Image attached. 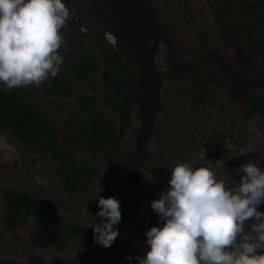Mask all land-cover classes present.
<instances>
[{"label": "rangeland", "instance_id": "obj_1", "mask_svg": "<svg viewBox=\"0 0 264 264\" xmlns=\"http://www.w3.org/2000/svg\"><path fill=\"white\" fill-rule=\"evenodd\" d=\"M115 1L120 6L113 12L110 0H87L79 10L69 11L61 32L66 60L82 48L68 36L70 27L78 24L83 30L102 33L122 51V64L136 71L137 87L123 92L128 99L125 114L117 116L100 99L102 109L119 123L118 143L125 151L122 172L114 180L106 163H101V178L84 195H74L63 189L56 173L57 160L51 154L30 149L11 129H0V210L5 213L3 188L10 185L51 204L70 222L90 225L101 218L87 211V201L99 195L112 196L119 200L122 213L116 225L117 239L146 252V237L137 234L136 224L145 226L151 217L155 225L159 223L150 202L167 186L175 163L207 166L226 183L239 181L235 169L241 163L251 161L264 167V118L233 128L224 126L240 115L250 92H264V56L251 54L244 39L221 26L212 0ZM115 15L121 17L120 26L112 19ZM225 19L261 23L256 13L246 10L232 12ZM256 31L260 36L259 27ZM106 68L97 75L100 81ZM196 71L223 98L225 109L216 100L200 102L188 92L187 83ZM49 80L29 87L40 91L34 101L48 111L44 99L49 94L43 87ZM51 97L72 108L80 107L77 93ZM49 114L60 126L68 117L53 110ZM119 186L134 194V204L124 205ZM259 209L264 211V204ZM2 230L5 241L0 240V264H131L89 237L74 239L65 249L57 250L50 231L34 220L16 229L3 224Z\"/></svg>", "mask_w": 264, "mask_h": 264}, {"label": "trees", "instance_id": "obj_2", "mask_svg": "<svg viewBox=\"0 0 264 264\" xmlns=\"http://www.w3.org/2000/svg\"><path fill=\"white\" fill-rule=\"evenodd\" d=\"M63 2L70 10L81 5L83 0ZM212 2L221 26L244 39L251 54L264 56V0H212ZM245 10L256 13L261 23L253 25L251 22L239 24L231 20L226 21L225 16ZM258 27L261 31L260 36L256 31ZM69 34L71 38L82 43L88 42L90 45L74 54L70 61L63 58L58 75L50 78L49 83L43 87L45 93L49 94L44 99V106L57 112H65L68 116L63 123L65 127L63 133L57 122L49 115H45L42 107L35 103L34 97L40 95L38 89L29 90L30 85L8 90L2 83H0V129H11L30 149L36 147L41 154H51L58 161L56 173L63 189L81 196L102 176L101 166L96 163L99 159L102 158L106 162L108 171L114 178L122 167L118 154L123 153L124 149L123 145L118 143L119 129L115 119L101 109L98 93L103 92L105 103L117 113H122L125 110V96L115 91L135 87L137 77L132 67H110L106 72V80L100 81L95 74L106 64H118L122 58L121 51L96 32L86 36L78 29L71 28ZM58 53L60 55L65 53L63 43ZM82 84L85 85V89L79 90ZM187 85L190 87L186 88L188 92L193 93L198 101L216 100L219 107L225 109L223 98L202 73L198 71L193 73ZM76 93L79 95L84 117L72 107L50 98V94L73 96ZM261 118H264V92L257 90L246 96L240 115L232 117L231 123L226 121L224 126L233 128L240 123L250 124ZM78 152L87 154L89 158L80 160L77 157ZM119 193L121 196L127 195L123 187H120ZM3 196L6 209L5 213L0 210L1 241H5L3 224L16 229L28 225L30 219L41 228L50 231L52 242L58 250L64 249L76 237L87 236L94 240L91 225L67 223L54 207L37 202L27 191L6 185L3 188ZM128 197L132 200V196ZM97 199L93 197L86 204L87 211L94 215L99 211ZM152 226L151 221L147 229ZM145 231L143 228L141 233L145 235ZM103 248L123 258L145 254L136 248L127 247L117 239L110 247ZM129 262L135 264V260Z\"/></svg>", "mask_w": 264, "mask_h": 264}, {"label": "clouds", "instance_id": "obj_3", "mask_svg": "<svg viewBox=\"0 0 264 264\" xmlns=\"http://www.w3.org/2000/svg\"><path fill=\"white\" fill-rule=\"evenodd\" d=\"M69 19L63 0H0V83L6 89L40 85L58 75L61 29ZM259 135V133H257ZM167 186L150 202L159 223L145 231L148 250L127 256L135 264H264V167L241 163L239 181L217 179L207 166L177 162ZM90 223L107 248L122 219L117 198L97 199ZM246 225L250 230L246 231Z\"/></svg>", "mask_w": 264, "mask_h": 264}, {"label": "flooded vegetation", "instance_id": "obj_4", "mask_svg": "<svg viewBox=\"0 0 264 264\" xmlns=\"http://www.w3.org/2000/svg\"><path fill=\"white\" fill-rule=\"evenodd\" d=\"M86 1L87 0H83V3L81 4V5H79V6H74V7H72L69 11H72V10H74V9H76V10H79L80 8H82L83 6H84V4L86 3ZM109 4H110V11H113V12H116V10L119 8V4L115 1V0H110V2H109ZM134 6V2H132V6H131V8ZM123 7L125 8V6L123 5ZM112 19L114 20V22L118 25V26H120L121 24H122V22H120V21H118V19L119 20H121V17L120 18H118L117 17V15H115V16H113L112 17ZM71 28H76V29H78L80 32H82V33H84L86 36H88L89 34H91L92 32H96V33H98L99 35H101L106 41H108V43H110V44H112V42H110L102 33H100L99 31H97V30H83L81 27H79V25L77 24L76 26L74 25V26H71L70 27V29ZM121 28H124V24L121 26ZM70 29L68 30V36H69V38L70 39H72L73 41H77L78 43H80L81 45H82V48H84L85 46H89L90 44L88 43V42H86V43H82V42H80V41H78L77 39H75V38H71L70 37V34H69V31H70ZM63 45H64V43H63ZM112 45H114V44H112ZM117 49H119L116 45H114ZM64 47H65V45H64ZM81 48V49H82ZM80 49V50H81ZM79 50V51H80ZM120 50V49H119ZM65 51H66V47H65ZM78 51V52H79ZM121 51V50H120ZM77 52V53H78ZM121 53H122V51H121ZM64 55H65V53H63L61 56L64 58ZM74 56V55H73ZM72 56V57H73ZM72 57H71V59H72ZM70 59V60H71ZM70 60H68V61H70ZM123 61H124V59H123V53H122V58H121V60H120V62L118 63V64H116V66H117V68H119L118 67V65L120 64V68L121 67H123V66H125V65H123L122 63H123ZM111 65H109V64H106V65H104L103 66V68L100 70V71H98L95 75H96V78H98V76L97 75H99L101 72H103V70L106 68V67H110ZM129 67H132L131 65H128ZM133 68V67H132ZM133 70H134V72H135V75H136V77H137V74H136V71H135V69L133 68ZM106 72H107V70H106ZM106 72H105V75H106ZM105 77H104V79H103V81H105ZM50 81V80H49ZM82 85H84V84H82ZM137 85H138V78H137V84H136V86L135 87H130L129 89H127V90H125V91H128V90H130V89H134V88H136L137 87ZM85 86V85H84ZM83 89H85V87L83 88ZM45 94H47V93H45ZM103 92H101V93H98V95H99V104H100V99L102 98L103 99ZM50 95H53V94H50ZM78 95V94H77ZM122 95H124V94H122ZM53 96H55V97H70V96H57V95H53ZM74 96V95H73ZM125 96V110H124V112H122V113H117L112 107H110L111 109H113V111H114V113L117 115V116H120V115H123V114H125L126 112H127V107H128V99H127V96L126 95H124ZM54 100H56L54 97H52ZM78 100H79V95H78ZM105 102V101H104ZM63 103V102H62ZM65 104V103H64ZM66 105V104H65ZM107 105V104H106ZM69 106V105H68ZM101 106V105H100ZM108 106V105H107ZM69 107H72V106H69ZM50 108V107H49ZM74 110H76L77 112H79L81 115H83V117H84V113L81 111V105H80V107L78 108V109H76V108H73ZM101 109H102V107H101ZM50 110H53V108H50ZM49 110V111H50ZM103 110V109H102ZM49 111L47 110V109H45V108H43L42 109V112L43 113H45V115H49L50 116V114H49ZM54 111V110H53ZM104 111V110H103ZM105 112V111H104ZM65 113V112H64ZM106 113V112H105ZM66 114V113H65ZM106 115H108V116H111L110 114H108V113H106ZM113 117V116H112ZM114 119H115V121H116V123H117V126H118V129H119V123H118V120H116V118L115 117H113ZM54 121V120H53ZM64 123V122H63ZM63 123H62V125L60 126L58 123V126H59V128L60 129H62L61 130V133H63V131H64V129H65V127L63 126ZM119 134V133H118ZM118 139V138H117ZM124 151V150H123ZM125 152V151H124ZM124 152L123 153H119L118 154V156H119V158L121 159V161H122V167L120 168V170H119V172L116 174V177L114 178V180L116 179V178H118L119 177V174L122 172V170H123V168H124V166H125V163H124V159L122 158L123 157V155H124ZM79 153H81V152H78V155H77V157L80 159V160H84V159H88L89 157L87 156V157H85V158H81L80 156H79ZM102 161V162H101ZM57 163H58V161H57ZM97 165L98 166H100L99 164H101V163H106V162H104L103 161V159L101 158V159H99L97 162ZM107 165V164H106ZM108 167V166H107ZM109 172V171H108ZM111 174V173H110ZM111 176L113 177V175L111 174ZM120 187L121 186H119V188H118V193H119V190H120ZM124 188V187H123ZM125 189V188H124ZM126 190V189H125ZM126 193H127V195H124V196H121L120 195V193H119V196H120V198L123 200V202H124V205H132V204H134V202H135V196H134V194L132 193V192H130V191H127L126 190ZM128 195H130V196H132V200H130L129 199V197H128ZM36 201L37 202H40V201H38L37 199H36ZM40 203H44V202H40ZM44 204H48V203H44ZM48 205H50V206H52L51 204H48ZM53 207V206H52ZM55 209V208H54ZM56 210V209H55ZM57 211V210H56ZM58 212V211H57ZM62 215V214H61ZM63 216V215H62ZM64 217V216H63ZM65 218V217H64ZM66 219V218H65ZM152 219V217L151 218H149L148 219V223H147V225H145V226H143L142 224H136V227H137V234L139 235V236H141V237H146L145 235H143L142 233H141V231L143 230V228H145V229H147V226L150 224V222L152 221L153 222V226H155V223H154V221L153 220H151ZM30 220H33V219H30ZM67 220V219H66ZM67 223H71L70 221H68L67 220ZM72 223H75V222H72ZM76 224H78V223H76ZM83 225H85V224H83ZM39 226V225H38ZM139 226H143V227H139ZM40 227V226H39ZM82 238H86L87 236H85V237H83V236H81ZM78 238H80V237H76V238H74V239H78ZM90 238V237H89ZM73 239V240H74ZM117 239V238H116ZM72 240V241H73ZM118 240V239H117ZM72 241H70L69 243H68V245L72 242ZM118 241H120V240H118ZM121 242V241H120ZM122 244H124V245H126L127 247H133V248H136V249H138V250H140V251H142L143 253H146L142 248H140V247H138V246H135V245H132V244H125V243H123V242H121ZM54 245V244H53ZM67 245V246H68ZM66 246V247H67ZM55 247V246H54ZM65 247V248H66ZM64 248V249H65ZM56 249V248H55ZM58 250V249H57ZM61 250H63V249H61ZM117 254V253H116ZM117 255H119V254H117ZM126 259V258H125Z\"/></svg>", "mask_w": 264, "mask_h": 264}, {"label": "water", "instance_id": "obj_5", "mask_svg": "<svg viewBox=\"0 0 264 264\" xmlns=\"http://www.w3.org/2000/svg\"><path fill=\"white\" fill-rule=\"evenodd\" d=\"M113 44V43H112ZM110 67H115V68H117V66L116 65H111ZM109 67V68H110ZM108 69V67L106 68V70ZM106 70H105V72H106ZM105 78H106V75H105ZM106 80V79H105ZM116 93H118V94H120V95H122L123 94V92L124 91H115ZM251 93V92H250Z\"/></svg>", "mask_w": 264, "mask_h": 264}]
</instances>
